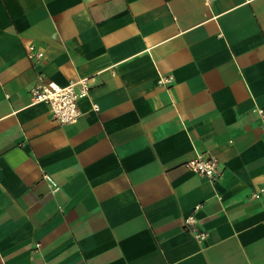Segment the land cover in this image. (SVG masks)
Listing matches in <instances>:
<instances>
[{"label": "crops", "instance_id": "1", "mask_svg": "<svg viewBox=\"0 0 264 264\" xmlns=\"http://www.w3.org/2000/svg\"><path fill=\"white\" fill-rule=\"evenodd\" d=\"M261 107L264 0H0V264H264Z\"/></svg>", "mask_w": 264, "mask_h": 264}, {"label": "built area", "instance_id": "2", "mask_svg": "<svg viewBox=\"0 0 264 264\" xmlns=\"http://www.w3.org/2000/svg\"><path fill=\"white\" fill-rule=\"evenodd\" d=\"M28 55L41 59L44 56L43 51L36 50L33 43L28 45ZM167 79V78H166ZM90 79L81 77L72 79L68 84L62 85L49 78L40 77L36 84L31 88V99L33 103L46 102L49 104L53 117L61 123L76 122L81 116L79 100L89 94ZM98 109V106L95 105ZM262 117V127L264 129V107L259 108ZM187 166L201 174L214 177L218 174V160L215 157H205L199 155L187 162ZM49 179V175H47ZM54 182V181H53ZM264 193V187L256 190L255 197H260ZM200 204L197 205V208ZM187 221H192L191 217ZM197 236L204 239L207 233L200 231ZM37 246H40L38 243ZM7 264V263H3Z\"/></svg>", "mask_w": 264, "mask_h": 264}]
</instances>
